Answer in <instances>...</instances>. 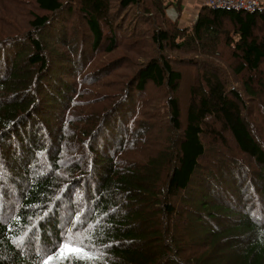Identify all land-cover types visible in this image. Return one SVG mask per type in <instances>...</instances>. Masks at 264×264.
<instances>
[{"label": "trees", "instance_id": "1", "mask_svg": "<svg viewBox=\"0 0 264 264\" xmlns=\"http://www.w3.org/2000/svg\"><path fill=\"white\" fill-rule=\"evenodd\" d=\"M31 1L41 13H31L20 34L3 21L25 3L0 0V264H43L75 232L90 258L58 254L50 264H264V211L252 208L250 172L253 161L264 199V145L246 115L255 83L264 90V9L205 5L192 26L181 27L183 0H117V10L110 0ZM151 10L155 23L145 18ZM129 11L123 35L134 42V73L125 89L98 120L80 121L81 132L70 131L73 120L54 125L62 112L50 108H62L75 92L64 76L84 68L91 52L116 50L118 15ZM76 16L88 29L79 47L68 41ZM141 24L151 31L142 33ZM52 39L68 55L52 53ZM181 65L196 71L184 99ZM150 84L168 92L172 143L159 156L125 166L123 151L143 142L134 126L141 112L136 99ZM228 137L239 154L212 173L208 153L219 144L229 149ZM250 232L258 234L253 243Z\"/></svg>", "mask_w": 264, "mask_h": 264}, {"label": "rangeland", "instance_id": "2", "mask_svg": "<svg viewBox=\"0 0 264 264\" xmlns=\"http://www.w3.org/2000/svg\"><path fill=\"white\" fill-rule=\"evenodd\" d=\"M25 3V6L21 7L17 12H15L12 8H10L12 16L10 15V19L12 21H9L6 23V29L9 30V32H17L19 31L20 34L25 33L29 26L27 25L28 19H31V13H41V11L36 8L35 3L31 0H22ZM207 1V0H206ZM110 3L112 6L115 7L117 10V0H110ZM148 5L153 3V0H147ZM154 4V3H153ZM264 4V3H263ZM206 5V2H205ZM148 7V6H147ZM158 13L151 10L149 15H145L146 20L154 22L157 19ZM172 17H176V12L174 11L172 14ZM4 18V17H3ZM0 18V19H3ZM81 19V18H80ZM77 18V16L74 18V21L71 22V24H68V41L70 42V45H75V47H79V43L76 41L79 39V42L81 39L83 40L85 36L88 35V29L85 26L82 19L80 20ZM133 19V14L131 11L127 13L119 12L118 20H120V23L122 25L121 28H117L121 32V34H118L119 36V46L114 50L113 52L109 53L104 50L91 52L89 63H86L84 68H82L80 71L76 72L73 76H70L67 74L65 79L69 80L70 82L74 83V93H70L67 99L69 98V104L67 103V99L63 103V107L57 106V108L52 107L50 108L51 112H62V116L55 120H52V123L54 125H57L61 123V125L64 123H67L69 120H73L74 122H70V131L74 129L75 132H81V129H84L85 127L83 124L80 123V121H85V119H88L89 121H95L98 120L102 114L104 113L105 109L109 107L111 102L119 96L120 90L123 92V90L126 87V84L128 81H130L133 73H134V67L130 64L131 59V48L130 45L133 42L132 39H128L127 36L123 35L125 31H127V28L130 27V21ZM197 20V19H196ZM181 21H179L180 24ZM196 22V21H195ZM15 24H17L15 26ZM191 26V25H190ZM140 30L142 33H149L151 29L145 27L144 24L140 25ZM125 34V33H124ZM144 34L142 35L144 37ZM59 35V34H57ZM78 36V37H77ZM146 40V38L144 37ZM74 41V43H73ZM88 39L86 40V42ZM146 47H144L145 49ZM68 47L61 48V44L56 41L55 39H52V47L49 49L52 53L56 52L57 50L59 52H66L68 55ZM90 49V46H89ZM49 51V53H50ZM73 54H70L69 56H72L73 59L76 58L75 50H72ZM176 54V52H173ZM50 55V54H49ZM183 55V54H181ZM52 56V55H51ZM135 59L139 63H143L145 61V58L143 55H134ZM113 62H119V65H112ZM111 64V65H110ZM111 66V68H114L112 70H109L106 73H102L100 70L106 66ZM64 68L66 65H63ZM225 67L227 72L229 73L231 77V82H237L238 79L234 78L232 68L228 66V64H225ZM180 69L185 74V80L184 84L180 90V94L182 99L185 98L187 87L190 85V81L194 82V76L196 75L195 68H193L191 65H181ZM54 72H58L57 70H54ZM95 72V75H94ZM188 75H191L188 77ZM55 74L52 72L50 74V78L56 80ZM233 77V78H232ZM257 82L259 80H256ZM258 83H255L254 85V91L256 93V97L252 99L249 102V112L246 113L248 115L249 123L252 127L253 132L258 137V139L262 142L264 145V90L261 87H257ZM237 87L241 88V85L237 83ZM54 97V95L52 96ZM136 99V110L137 108L140 109V119L138 122L134 125L135 130H140L141 137H143V142H141L137 147H133L130 150L123 151L124 155L122 156L124 159L123 165L129 166L132 163H140L147 159L148 156L151 155H157L159 156L162 152L165 151V146L168 143H172L171 138L173 135L171 134V126L169 125V116L168 113V92L161 89H155L154 87H151V84L148 85V88L146 90V94L144 93L137 97ZM72 102V103H71ZM71 103V104H70ZM138 106V107H137ZM65 107V109H64ZM64 109V110H63ZM61 112L59 116L61 115ZM245 115V116H246ZM152 128L151 130H149ZM88 129V128H87ZM87 129L85 132H87ZM219 130H222V127H218ZM115 130H118L117 127H115ZM123 130V129H122ZM121 131V130H120ZM179 135V134H178ZM232 138L228 137L229 142V149H226V147L222 144L215 145L214 148L216 150H210L208 154H210L208 162H206L205 166L206 168L212 172L215 173L216 169L220 166H223L225 162L232 163V160L229 158V156L237 155L239 154V150L236 146H234ZM209 149V148H208ZM216 153V154H214ZM214 154V155H213ZM224 154L220 158L222 161H219L217 158V155ZM227 155V156H226ZM116 160V158H115ZM241 164H248V160L246 159H240ZM253 165V166H252ZM251 166V176L253 177L251 183L254 185L252 187L251 191V198L253 200V206L259 214H263L264 210H260V207H264V199L262 197H259L257 195V192L260 191V185L259 188L256 186L257 181H255L254 176L261 171L257 169V165L253 164V161L250 164ZM249 166V167H250ZM249 169V168H248ZM253 172V173H252ZM216 190H218V187H215ZM196 192V191H195ZM226 201H228V198H225ZM261 203L263 205H261ZM236 209V208H235ZM254 209L251 211L252 220H256L258 218V215L254 214ZM238 210V209H236ZM221 220H214L212 223L214 224H220ZM194 227V226H193ZM196 229V228H195ZM73 237H76V232L72 234ZM258 234L255 232H251L247 235L246 238H248L251 243L257 239ZM252 238V239H251ZM248 243V241H246ZM199 253L200 250H197ZM40 263V262H39ZM42 264V263H40Z\"/></svg>", "mask_w": 264, "mask_h": 264}, {"label": "snow or ice", "instance_id": "3", "mask_svg": "<svg viewBox=\"0 0 264 264\" xmlns=\"http://www.w3.org/2000/svg\"><path fill=\"white\" fill-rule=\"evenodd\" d=\"M58 254L62 258L66 256L70 260H75L82 256L90 258L88 256L87 249L84 247L83 241L79 237L74 238L72 234H69L66 240H63L61 242V245L56 249V252H54L51 256L47 257L43 261V264H50V261L53 259V257Z\"/></svg>", "mask_w": 264, "mask_h": 264}, {"label": "built area", "instance_id": "4", "mask_svg": "<svg viewBox=\"0 0 264 264\" xmlns=\"http://www.w3.org/2000/svg\"><path fill=\"white\" fill-rule=\"evenodd\" d=\"M264 0H207L206 6L239 11H260L264 9Z\"/></svg>", "mask_w": 264, "mask_h": 264}, {"label": "crops", "instance_id": "5", "mask_svg": "<svg viewBox=\"0 0 264 264\" xmlns=\"http://www.w3.org/2000/svg\"><path fill=\"white\" fill-rule=\"evenodd\" d=\"M206 0H183L182 1V13L178 16V23L181 27H188L192 26L197 17L198 14L203 6H205ZM174 8H171L169 10V14L172 16L174 12Z\"/></svg>", "mask_w": 264, "mask_h": 264}]
</instances>
